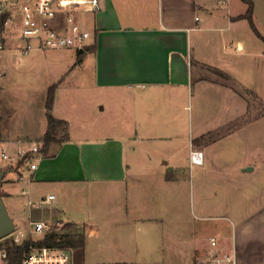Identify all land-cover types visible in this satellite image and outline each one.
<instances>
[{"label":"crops","instance_id":"1","mask_svg":"<svg viewBox=\"0 0 264 264\" xmlns=\"http://www.w3.org/2000/svg\"><path fill=\"white\" fill-rule=\"evenodd\" d=\"M226 4L228 21L218 23L216 0H104L80 61L72 49L43 55L57 63L45 87L57 84L52 113L69 136L35 155L36 169L18 159L3 166L13 173L2 194L16 227L73 223L86 242L73 248L72 264H158L154 254L168 246L163 224L197 207L200 218L226 223L209 249L194 231L192 264L207 254L264 264V185L252 179L259 166L264 173V42ZM81 86L99 113L76 125L77 136L55 110L61 91ZM47 127L45 119L22 134L36 142ZM1 134V150L26 148Z\"/></svg>","mask_w":264,"mask_h":264},{"label":"rangeland","instance_id":"2","mask_svg":"<svg viewBox=\"0 0 264 264\" xmlns=\"http://www.w3.org/2000/svg\"><path fill=\"white\" fill-rule=\"evenodd\" d=\"M228 2L231 15L235 16V23H243L251 35L257 37L249 27L247 19L236 18L247 10V3L243 0H229ZM226 8H228L227 4L217 12L219 16L215 17H219L218 23H227L228 13ZM93 15V12H78L75 16L80 20L84 28L92 31ZM253 18L254 23L264 35V0H257ZM22 43L20 39L10 38L5 50L0 52V129L3 131V134H1L3 138L17 135L18 138L25 139L24 145L29 148L34 143H38L43 137L35 142L31 136L22 133L36 130L47 119L45 116V102L48 89L45 84L51 78L49 76L50 73H55L57 67V63L51 62L43 55L54 53V51L59 49L33 50L25 53L20 48ZM71 49L72 52L78 55V50ZM83 87L85 86L79 87L78 91L75 92L73 90L68 92L61 91L56 103L55 113H63L70 119L74 135L78 134L76 133L77 131L75 132L76 125L82 123L85 125L91 124L93 120H97L96 116L99 113L94 106V100L88 94L89 91ZM261 110L263 109L261 108ZM90 133V131H87L83 135L90 136ZM56 138L60 141L64 140L66 138V130L59 127ZM18 149L17 145L6 149V152L13 159L3 158L1 156L2 150L0 149V165L2 168L8 163L16 162ZM46 152H48V149ZM27 165L26 162L23 167ZM259 169L253 174L252 179L253 182H259V184L264 185V173H261ZM27 170L24 169L25 175L28 174ZM8 175H13V173H7L6 176ZM24 206L22 215L26 217L27 204ZM42 206L46 207L47 204ZM210 210L212 214H218L212 211V207ZM198 213V209L195 207L193 211L191 209V211H185L184 214L180 213L181 215L176 221H169L163 224L164 229L162 231L167 236L168 246L164 248L166 252L154 254V258L160 260L158 264H192L191 261L195 255L190 253L188 249L193 241L192 234H194V231L198 233L196 240L200 246H204L207 249L211 247L209 237L218 233V226L220 227L226 222L214 217L202 219L198 216ZM19 229L28 231L29 227L28 225L24 227L21 223H18L16 231ZM33 236L37 235L33 234ZM208 258L209 254H207L205 261L201 260V262L199 261L196 264H214V259L208 260Z\"/></svg>","mask_w":264,"mask_h":264},{"label":"built area","instance_id":"3","mask_svg":"<svg viewBox=\"0 0 264 264\" xmlns=\"http://www.w3.org/2000/svg\"><path fill=\"white\" fill-rule=\"evenodd\" d=\"M216 1L218 6H223L229 0ZM103 6L104 0H0V52L5 50L10 38L20 39L23 42L20 48L25 53L47 49H84L88 45L91 33L75 15L78 12L95 13ZM40 153L41 144L34 143L29 148L18 149L16 157L18 162L27 158V164L33 170L37 168V164L32 160ZM1 156L13 159L5 150H2ZM190 158L196 164L203 162V154L198 150L191 151ZM22 192L28 193V190L23 189ZM54 198L55 195L50 194L41 202H50ZM29 204L32 207L39 206L33 201H29ZM64 224L32 221L29 232L21 229L16 231V227L10 236L12 244L22 248L21 264H72V247L39 243L54 227L63 232L61 228ZM211 240L212 245H216L217 240L215 238ZM213 254L215 256V253ZM214 261L215 264H233L235 257L215 256ZM0 264H11L9 250L5 245H1V239Z\"/></svg>","mask_w":264,"mask_h":264},{"label":"trees","instance_id":"4","mask_svg":"<svg viewBox=\"0 0 264 264\" xmlns=\"http://www.w3.org/2000/svg\"><path fill=\"white\" fill-rule=\"evenodd\" d=\"M243 1L247 3V10L243 15H241V18H245L249 21L254 32L264 42V35H262V33L258 30L256 24L254 23L253 1L252 0H243ZM86 48L87 46L84 49L79 50L78 61L81 60L82 54ZM56 88H57V84H53L50 86L45 102L48 127L43 138L38 141V143L41 144L42 152L47 151L51 143L61 144L63 141L67 140L69 136L67 122L63 119L56 118L55 116L52 115L55 96H56ZM59 127H62L64 130H66V138L61 141L57 140L56 138V134L59 130ZM26 162H27V158L21 159L18 162L17 166L19 168L23 167ZM61 231L63 232H59L57 230V227H54L53 230L47 232L45 237L42 240H40L39 243L48 244L52 246L72 247V248L82 247L85 245L86 242L85 233L82 232L77 227H75L73 223H65L62 226ZM58 238H60V240H57ZM1 245H5L8 248L11 257V264H21L22 248L19 245L12 244L10 235L1 239Z\"/></svg>","mask_w":264,"mask_h":264},{"label":"water","instance_id":"5","mask_svg":"<svg viewBox=\"0 0 264 264\" xmlns=\"http://www.w3.org/2000/svg\"><path fill=\"white\" fill-rule=\"evenodd\" d=\"M246 170H252L247 167ZM11 170L0 167V239L10 235L16 229V223L9 213V209L2 194V182L7 173Z\"/></svg>","mask_w":264,"mask_h":264}]
</instances>
